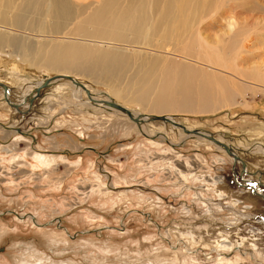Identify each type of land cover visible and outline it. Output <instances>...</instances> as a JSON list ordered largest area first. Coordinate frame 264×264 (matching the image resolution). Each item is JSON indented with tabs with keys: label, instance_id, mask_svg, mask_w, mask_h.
<instances>
[{
	"label": "rangeland",
	"instance_id": "rangeland-1",
	"mask_svg": "<svg viewBox=\"0 0 264 264\" xmlns=\"http://www.w3.org/2000/svg\"><path fill=\"white\" fill-rule=\"evenodd\" d=\"M240 2L241 18L257 8L264 13L257 0ZM200 22L194 25L210 45L231 35L215 15ZM181 38V46L164 40L170 52L162 54L210 68L195 61L189 35ZM236 60L249 74L254 56ZM57 74L66 73L29 70L16 56L0 53V83L21 110L8 104L0 86V264H264V153L253 150H264L261 91L243 83L242 96L234 94L226 109L215 105L214 111L199 110L200 95L192 112H146L126 104L140 115H171L184 132L162 120L129 124L93 104L72 105L76 89L80 103L96 101L67 79L29 100L36 90L26 83ZM68 75L91 96L109 90ZM196 130L220 138L240 161L195 136ZM38 153L55 160L40 163Z\"/></svg>",
	"mask_w": 264,
	"mask_h": 264
},
{
	"label": "bare ground",
	"instance_id": "bare-ground-1",
	"mask_svg": "<svg viewBox=\"0 0 264 264\" xmlns=\"http://www.w3.org/2000/svg\"><path fill=\"white\" fill-rule=\"evenodd\" d=\"M74 1L78 2L0 0L1 54L16 56L29 70L45 67L66 73L64 75L83 76L109 89L98 97L89 95L83 84H74L96 102L80 103L82 99L76 89L70 102L72 105L93 104L110 114L123 115L128 123H136L135 118L140 114L126 104L136 103L146 112H174L176 107L192 112L200 95L199 110L206 111L212 106L214 111L226 109L234 94L242 96L243 83L264 94V13L258 12L259 8L253 15L249 10L250 18H241V0H85L79 4ZM257 4L263 6L264 0H257ZM208 14L223 19L231 32L225 41L220 39L219 45L207 43L194 25L201 23ZM184 34L189 35V47L193 48L195 61L210 68L196 69L162 54L163 50L169 51L170 45L162 46L164 40L181 46ZM182 53L189 57L188 52ZM247 54H252L255 59L249 74L234 63L237 57ZM46 79L41 83L28 82L25 88L33 87L32 91H35ZM110 96L121 101L132 117L108 105L107 102L113 101ZM215 105L218 107L214 108ZM248 108L245 105L242 109ZM140 116L146 119L150 115ZM140 130L144 128L140 126ZM210 137L201 136L223 148L220 138L217 141L212 135ZM10 146L14 148V145ZM1 148L9 152L8 146ZM253 150L263 153L259 145ZM35 157L40 163L55 160L54 156L46 154L38 153Z\"/></svg>",
	"mask_w": 264,
	"mask_h": 264
},
{
	"label": "water",
	"instance_id": "water-1",
	"mask_svg": "<svg viewBox=\"0 0 264 264\" xmlns=\"http://www.w3.org/2000/svg\"><path fill=\"white\" fill-rule=\"evenodd\" d=\"M58 79H67V80H70L71 82H73V84L75 85H78V86H82V84L80 82H78L77 80H75L74 78H72L71 76H68V75H64V74H61V75H56L52 78H47L44 83L42 84V86H40L39 88L36 89V94L34 96H38L39 93H40V90L43 89V88H46L48 87L49 85H51L53 83L54 80H58ZM0 86L3 88V96L5 98V100L8 102L9 105L15 107L17 110H19V105L17 106V104H14V103H11L8 98H7V87L0 83ZM34 96H31L29 97V100H31ZM24 101V100H23ZM31 102V101H30ZM108 105H111L112 107L114 108H117L119 110H121L122 112L126 113L129 117H132V113L131 111H129L128 109L116 104L115 102H107ZM21 111V110H19ZM146 119H150V120H162V121H165V122H168L170 124H173L175 127H181L182 129L186 130L184 128V126H181L179 124H177L173 119H172V116H168V115H161V116H157V115H151L149 117H147ZM144 119L142 116H138L135 118V120L138 122V121H143V120H146ZM194 134L196 135H200V136H203V137H206V138H210V135H207L205 134L204 132H201V131H193ZM221 146H223V148L227 151V153L232 156L233 160L236 162V161H239V157L230 149V147H227L226 145L224 144H220Z\"/></svg>",
	"mask_w": 264,
	"mask_h": 264
},
{
	"label": "flooded vegetation",
	"instance_id": "flooded-vegetation-1",
	"mask_svg": "<svg viewBox=\"0 0 264 264\" xmlns=\"http://www.w3.org/2000/svg\"><path fill=\"white\" fill-rule=\"evenodd\" d=\"M32 88H33V87H31L30 89H32ZM79 88H80V87H79ZM33 92H34V91H32L31 93H33ZM31 93H30V94H31ZM30 94H29V95H30ZM29 95H27L26 97H28ZM261 148H263V147H261ZM256 149H257V147H256ZM262 150H263V149H262ZM263 153H264V150H263Z\"/></svg>",
	"mask_w": 264,
	"mask_h": 264
}]
</instances>
